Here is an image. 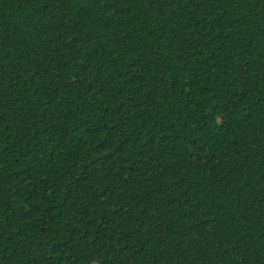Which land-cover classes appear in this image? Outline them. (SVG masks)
Returning <instances> with one entry per match:
<instances>
[{
  "label": "trees",
  "instance_id": "trees-1",
  "mask_svg": "<svg viewBox=\"0 0 264 264\" xmlns=\"http://www.w3.org/2000/svg\"><path fill=\"white\" fill-rule=\"evenodd\" d=\"M0 264H264V0H0Z\"/></svg>",
  "mask_w": 264,
  "mask_h": 264
}]
</instances>
